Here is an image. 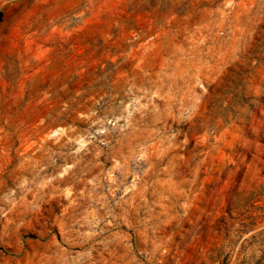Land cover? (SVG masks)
Wrapping results in <instances>:
<instances>
[{
	"label": "rangeland",
	"instance_id": "rangeland-1",
	"mask_svg": "<svg viewBox=\"0 0 264 264\" xmlns=\"http://www.w3.org/2000/svg\"><path fill=\"white\" fill-rule=\"evenodd\" d=\"M0 264H264V0H0Z\"/></svg>",
	"mask_w": 264,
	"mask_h": 264
}]
</instances>
